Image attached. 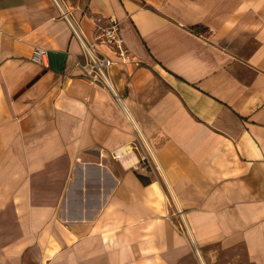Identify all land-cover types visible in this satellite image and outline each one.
<instances>
[{
	"label": "crops",
	"instance_id": "1",
	"mask_svg": "<svg viewBox=\"0 0 264 264\" xmlns=\"http://www.w3.org/2000/svg\"><path fill=\"white\" fill-rule=\"evenodd\" d=\"M64 1L139 63L98 45L119 101L52 0H0V264H264V0Z\"/></svg>",
	"mask_w": 264,
	"mask_h": 264
},
{
	"label": "built area",
	"instance_id": "2",
	"mask_svg": "<svg viewBox=\"0 0 264 264\" xmlns=\"http://www.w3.org/2000/svg\"><path fill=\"white\" fill-rule=\"evenodd\" d=\"M56 6L60 19L64 20L70 27L73 37L79 42L83 51V62L80 67L83 71L84 78L91 85H96L107 89L117 100L121 101L117 96L111 78V70L115 65V60L106 53L102 52L98 45L107 46L111 52L120 60L122 64H138L135 61L125 46L124 38L120 33V27L117 20L111 18L105 27H98V35L94 39H89L81 30L78 22L74 19L72 10L68 3L64 0H52ZM48 58V51L41 47L34 48L31 56V61L38 65H45ZM120 151L113 154V158L121 161ZM151 158V154L148 153ZM148 161V158L145 157ZM183 225L186 231L188 226L183 220ZM198 257L200 252L196 249Z\"/></svg>",
	"mask_w": 264,
	"mask_h": 264
},
{
	"label": "rangeland",
	"instance_id": "3",
	"mask_svg": "<svg viewBox=\"0 0 264 264\" xmlns=\"http://www.w3.org/2000/svg\"><path fill=\"white\" fill-rule=\"evenodd\" d=\"M201 256V255H200ZM203 264H249L243 252H220L210 258V262L204 260Z\"/></svg>",
	"mask_w": 264,
	"mask_h": 264
},
{
	"label": "bare ground",
	"instance_id": "4",
	"mask_svg": "<svg viewBox=\"0 0 264 264\" xmlns=\"http://www.w3.org/2000/svg\"><path fill=\"white\" fill-rule=\"evenodd\" d=\"M119 154L121 155V160L124 162V164L126 165V167L128 166H133L136 164V155L134 154L132 148L130 146L125 147L124 149H122ZM121 161V162H122Z\"/></svg>",
	"mask_w": 264,
	"mask_h": 264
},
{
	"label": "trees",
	"instance_id": "5",
	"mask_svg": "<svg viewBox=\"0 0 264 264\" xmlns=\"http://www.w3.org/2000/svg\"><path fill=\"white\" fill-rule=\"evenodd\" d=\"M139 179L142 180L144 183H147L148 180H146L143 176L141 175H138Z\"/></svg>",
	"mask_w": 264,
	"mask_h": 264
}]
</instances>
